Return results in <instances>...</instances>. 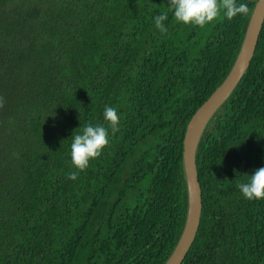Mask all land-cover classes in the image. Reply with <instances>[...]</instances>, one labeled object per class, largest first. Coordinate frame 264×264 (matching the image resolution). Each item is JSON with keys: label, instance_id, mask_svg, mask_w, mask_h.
Segmentation results:
<instances>
[{"label": "trees", "instance_id": "1", "mask_svg": "<svg viewBox=\"0 0 264 264\" xmlns=\"http://www.w3.org/2000/svg\"><path fill=\"white\" fill-rule=\"evenodd\" d=\"M255 1L200 27L168 0H0V264L165 262L187 208L185 125L231 67ZM89 124L109 144L81 171L71 143ZM194 164L200 215L179 264H264V199L237 187L264 167V16Z\"/></svg>", "mask_w": 264, "mask_h": 264}, {"label": "water", "instance_id": "2", "mask_svg": "<svg viewBox=\"0 0 264 264\" xmlns=\"http://www.w3.org/2000/svg\"><path fill=\"white\" fill-rule=\"evenodd\" d=\"M263 16L264 0H256L231 67L220 84L196 108L185 125L181 158L187 192V208L178 240L163 264H179L192 242L198 225L201 207L200 190L194 164L195 148L209 118L225 100L246 69L256 45Z\"/></svg>", "mask_w": 264, "mask_h": 264}, {"label": "clouds", "instance_id": "3", "mask_svg": "<svg viewBox=\"0 0 264 264\" xmlns=\"http://www.w3.org/2000/svg\"><path fill=\"white\" fill-rule=\"evenodd\" d=\"M167 5L177 22L200 27L214 21L221 12L229 20L238 14L246 16L250 12L247 4H237V0H168ZM167 19V13L155 17V26L161 33L167 32L163 23ZM4 103V97L0 96V108L4 107ZM103 115L114 135L119 131V116L116 109L106 105ZM108 144L107 128L91 124L84 126L81 133L73 136L70 153L72 164L81 171L85 170L89 161L99 157ZM78 174V172H70L68 178L75 180ZM247 176V182L237 184L240 192L249 200L264 199V167L257 168L253 174Z\"/></svg>", "mask_w": 264, "mask_h": 264}]
</instances>
